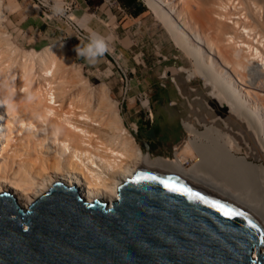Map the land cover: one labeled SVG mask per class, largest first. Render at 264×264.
<instances>
[{"label": "bare ground", "instance_id": "bare-ground-1", "mask_svg": "<svg viewBox=\"0 0 264 264\" xmlns=\"http://www.w3.org/2000/svg\"><path fill=\"white\" fill-rule=\"evenodd\" d=\"M144 1L194 61L189 76L211 85L210 95L264 148V0ZM1 2L0 81L15 96L7 110L0 105V194L10 193L27 211L61 181L88 202L112 206L128 178L153 172L247 212L264 230V186L252 178L264 167L231 132L245 138L241 129L221 114L224 127L219 119L202 130L185 122L192 137L174 157L144 155L106 84L93 86L77 71L66 42L28 50L10 39Z\"/></svg>", "mask_w": 264, "mask_h": 264}, {"label": "water", "instance_id": "water-1", "mask_svg": "<svg viewBox=\"0 0 264 264\" xmlns=\"http://www.w3.org/2000/svg\"><path fill=\"white\" fill-rule=\"evenodd\" d=\"M119 195L88 202L57 181L24 211L0 194V264H264L260 223L186 182L138 172Z\"/></svg>", "mask_w": 264, "mask_h": 264}, {"label": "rangeland", "instance_id": "rangeland-1", "mask_svg": "<svg viewBox=\"0 0 264 264\" xmlns=\"http://www.w3.org/2000/svg\"><path fill=\"white\" fill-rule=\"evenodd\" d=\"M140 1L145 7L141 15L124 17L123 14L118 20L109 21V32L105 35L112 37L111 52L95 66L87 65L77 57L74 51L77 43L61 38L60 33L56 32L59 31V21L50 14L42 0H35L43 9L42 22L38 21L40 17L35 10L38 7L31 3H24L23 0H2L1 4L10 39L28 50L66 42L72 51L77 71H82L93 86L106 84L112 97L118 102L124 124L136 137L144 155L174 157L177 150L192 137L185 122H190L202 130L203 124H211L210 121L219 119L221 114L235 128L245 133V138L253 149L245 144L246 139L241 134L231 131L243 144V151L250 161L256 166L264 167V148L254 133L231 114L227 106H221L210 95L211 85L206 84L198 74L195 77L189 76L192 71L189 72L188 69L193 70L196 67L194 61L176 43L157 14L144 0ZM65 4V16L76 20L77 17L72 13L75 4L71 0ZM30 15H33L35 21L25 18ZM163 116L175 125V133H170L167 138L162 131L156 137L151 136L150 131ZM215 123L224 127L221 119ZM135 126L139 129L138 133L133 129ZM252 178L255 186L260 183L264 186V172L262 176L256 172Z\"/></svg>", "mask_w": 264, "mask_h": 264}, {"label": "crops", "instance_id": "crops-1", "mask_svg": "<svg viewBox=\"0 0 264 264\" xmlns=\"http://www.w3.org/2000/svg\"><path fill=\"white\" fill-rule=\"evenodd\" d=\"M69 0H65V3ZM75 4L73 10L74 17L77 19H70L68 16L55 17L59 21V31L61 38H67V41H74L77 45L80 41H86L88 36V30L92 29L98 33L105 35L109 30L107 24L109 21L118 20L121 15L127 16H139L144 12L143 4L140 0H71ZM24 3H31L32 6H37L36 12L39 14L42 22L43 9L40 3H36L35 0H23ZM51 2V0H49ZM118 8V9H116ZM138 13V14H137ZM34 14V13H33ZM71 14V13H69ZM30 15L29 21H35ZM123 17V18H124ZM79 23L80 25H78ZM80 26V27H79ZM47 27V26H46ZM82 30L84 36H80L78 29ZM50 29V28H49ZM69 34V35H68ZM77 54V53H76ZM135 133L139 132L137 126L133 127Z\"/></svg>", "mask_w": 264, "mask_h": 264}, {"label": "clouds", "instance_id": "clouds-1", "mask_svg": "<svg viewBox=\"0 0 264 264\" xmlns=\"http://www.w3.org/2000/svg\"><path fill=\"white\" fill-rule=\"evenodd\" d=\"M45 7L49 8L50 14L55 17H63L66 14L65 0H42ZM86 41H80L74 47L77 57L82 59L87 65L95 66L101 58L106 54H110V43L112 37L110 35H102L95 30L89 29ZM0 92L4 93L3 100L0 105L5 106L6 110L14 100L15 92L11 86L0 81ZM26 101L33 99L32 94L25 97Z\"/></svg>", "mask_w": 264, "mask_h": 264}, {"label": "trees", "instance_id": "trees-1", "mask_svg": "<svg viewBox=\"0 0 264 264\" xmlns=\"http://www.w3.org/2000/svg\"><path fill=\"white\" fill-rule=\"evenodd\" d=\"M143 8L145 7L143 6ZM160 131H162L165 137L167 138L170 133H175L176 131L175 125L171 123V121L167 119L165 116L160 117V119H158V125L153 130L150 131V135L156 137V135H158Z\"/></svg>", "mask_w": 264, "mask_h": 264}, {"label": "built area", "instance_id": "built-area-1", "mask_svg": "<svg viewBox=\"0 0 264 264\" xmlns=\"http://www.w3.org/2000/svg\"><path fill=\"white\" fill-rule=\"evenodd\" d=\"M78 29V28H77ZM78 32H79V34H80V36H84V33L81 31V30H79L78 29ZM150 104V102H149V99H148V105Z\"/></svg>", "mask_w": 264, "mask_h": 264}, {"label": "snow or ice", "instance_id": "snow-or-ice-1", "mask_svg": "<svg viewBox=\"0 0 264 264\" xmlns=\"http://www.w3.org/2000/svg\"><path fill=\"white\" fill-rule=\"evenodd\" d=\"M222 210V209H221ZM229 213L225 212V215H228Z\"/></svg>", "mask_w": 264, "mask_h": 264}]
</instances>
